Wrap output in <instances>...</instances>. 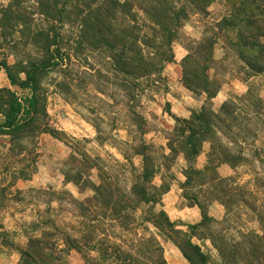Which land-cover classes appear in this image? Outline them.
Here are the masks:
<instances>
[{
  "label": "rangeland",
  "instance_id": "374dc122",
  "mask_svg": "<svg viewBox=\"0 0 264 264\" xmlns=\"http://www.w3.org/2000/svg\"><path fill=\"white\" fill-rule=\"evenodd\" d=\"M247 5L254 9L253 19L264 22V0H213L205 7L191 0H58L60 13L54 15L46 11L43 0H0V64L7 62L12 73L25 80L22 66L29 68L31 61L41 65L52 56L49 66L37 72L36 109L23 101L33 95V88L12 86L6 71L0 70V90L10 87L23 102L20 116L35 119L31 125L48 127L18 139L0 133V264H22L29 238L42 235L43 230L54 231L61 242L83 236L85 219L76 202L94 194L87 179L96 183L100 177L108 179L125 191L147 167L160 193L173 184L182 187L187 172L191 181L183 190L177 189V207L193 205L195 196L203 203L218 201L217 196L227 201L229 194H208L213 184L206 168L222 164L218 163L219 144L238 161L235 173L226 177L236 201L225 207L223 219L204 220L195 228L179 221L174 227L149 222L147 232L142 217L149 215V209L160 211L161 200L133 211L138 226L131 231L100 228L97 235L136 242L151 233L162 242L164 256L167 243L174 242L167 235L185 241L195 232L209 235L217 244L222 239L228 244L248 241L254 231L264 235L258 219L259 213L264 216V35L247 18L230 16L235 7ZM78 8L83 10L80 16ZM101 8L115 14L108 21L117 32L108 38L113 41L116 36L117 44L130 47L127 55L153 62L159 70L126 75L115 68L113 54L120 53L101 42L93 25L83 26L81 21ZM225 17L237 26L223 28ZM203 67L209 68L205 71L212 80L210 87L218 91L212 98L201 86H186L185 69L202 72ZM193 76L189 73L188 79ZM240 89L245 91L242 95L235 92ZM221 92L229 99L217 106L213 98ZM203 107L223 111L226 120L220 126L225 134L216 131V140L205 141L202 152L191 157L182 150L186 140L180 130L182 119H190ZM4 120L0 112V122ZM212 144L216 156L210 155ZM78 171L80 184L68 178L78 176ZM62 247L64 251L56 252L59 261L87 264L83 253ZM217 252L205 247L209 264H218L217 256L210 259ZM238 260L234 263H247Z\"/></svg>",
  "mask_w": 264,
  "mask_h": 264
},
{
  "label": "trees",
  "instance_id": "16d2710c",
  "mask_svg": "<svg viewBox=\"0 0 264 264\" xmlns=\"http://www.w3.org/2000/svg\"><path fill=\"white\" fill-rule=\"evenodd\" d=\"M48 1L49 0H43L46 11L51 15L60 13L59 9H57L58 0H52L53 2L50 3ZM191 1L198 7H205L206 4H209L213 0ZM82 11V9L78 8L76 11L77 15L80 16ZM253 14V7H248L247 5L241 8L235 7V10L231 11L230 16H233L236 20H240L241 17L247 18L248 23L255 28V30H257L258 34L264 35V27L262 25L264 22H262V20H258L260 23H257L256 20L253 19ZM114 15L113 11L103 10L101 8V10L98 9V12L94 13L92 16L83 17L81 21L83 26L86 25L88 27L93 25L97 35L101 38V42H104L106 46L112 48L113 50L116 48L120 53L119 56L113 54L115 68H117L119 72L126 75H143L159 70L153 62L145 61L138 55H127V47H130L127 44L125 45L123 42L117 44L116 36L113 37V41L108 38L109 35H115L117 32L114 30L115 25L108 21ZM90 19L94 21V24L90 22ZM223 25V28L237 26L232 19L226 17L223 19ZM247 30L248 31L246 32L249 34V29ZM239 32L242 33V30ZM238 37L239 40H241V38L243 39V36L240 38L239 33ZM85 38H87L86 35ZM91 38L94 39V37ZM51 59L52 56L42 62L41 65L31 61L29 68L22 66L20 72H24L26 74L25 80L19 79L15 76L7 62L0 64V70L3 69L6 71L7 77L12 86L19 85L23 88H33V95L23 99L25 103H28L31 109L38 108V100L35 95V91L38 86L37 72L39 68H47L49 63H51ZM191 59L194 62L197 60L192 56ZM189 60L190 54L186 56L185 63H189ZM205 60H209V57H206ZM205 68L203 67L202 72L196 70L191 71L188 68H184V79L185 77L187 78L185 80L187 87L193 89L196 86H201V91L206 93L209 98H212L218 91L217 89L213 90L210 87L212 80H210L207 71H205L209 68ZM189 73H193L194 75L192 80L188 79ZM225 106L226 104H223L221 109L224 110ZM23 109V102H21L16 96L14 90H11L10 87H3L0 90V112L5 115V120L0 122V133L7 132L18 139L24 136L25 133L35 129L37 130L38 128L42 131L47 130L48 127L42 128L40 125H38V127L37 125H31L35 122V119L31 118L24 120L20 116ZM222 113L223 111L221 114ZM221 114L220 112H215L212 109L208 111L205 107H203L199 112L194 113L190 119H182L185 123L181 126L180 130L186 138L182 144L183 152L187 155L189 154L191 157H197L202 152L203 143L205 141L216 140V131L217 133L225 134L220 125H223L226 119ZM195 120H199L200 123L195 125ZM215 121H219V125ZM187 129L189 130L188 134H186ZM218 148L222 156L221 158H218V163L225 162L230 164L232 167H236L238 165L237 159L235 157H231L227 147L223 144H219ZM217 153L216 147L212 144L210 155L216 156L218 155ZM210 160H212V158H209V161ZM216 167L217 165H214L211 168H206L208 173L210 172L209 180L208 178L207 180L213 184L208 194L215 195L218 192L223 194V196L229 194L226 199L227 201L222 200V197L220 198L219 196L215 198V200L224 204L225 207H228V204H233L236 201V198L233 197V192H231L228 188V181L230 179L221 177L217 173ZM199 172H201V170H199ZM77 174L78 176H69L68 178H70L69 180L80 184L81 171H78ZM185 175L187 180L183 184L184 187H186L191 181L190 174L185 172ZM100 179L99 183L87 179L86 183H88L94 191V194L92 197L76 202L78 208L81 209V215L85 219L83 225L85 228V234L80 238L70 236L62 239L61 242L56 238L54 231L49 232L43 230L42 235H35L29 238L22 253V264H68L67 262H63L61 260L59 261V257L56 254L58 251L65 250L63 249L62 244L83 253L87 264H168L164 256V246L162 242L151 233H149L150 235L141 236L136 240V242H133L126 241L127 239H122V237L117 238L116 241H111L108 237H99L97 232L100 231V228L104 231H111L113 227H118L124 232H128L133 228H136L138 224L135 223L136 218L133 215V211L143 205L150 206L152 204L153 206L155 203H160L162 195L169 190V187L162 190L160 193H157L155 189L158 187L153 183V174L149 172L147 167H145L143 171L136 176L130 190L121 191L118 187H114L112 181L101 177ZM194 200L195 201L192 204H197L203 215L201 222L196 225H192L194 228L202 225L204 220L212 222L216 221L215 218L208 215L207 207L211 201L203 203L199 201L196 196L194 197ZM99 215H102L104 218H108L110 223L106 224L105 221L99 217ZM142 218L145 222L144 229L147 232L150 231V228L147 225L149 222L158 227L163 225H167V227H174V222L171 221L168 214L163 209L158 212H154L149 209V215L143 216ZM258 219L261 221V226L264 229V216L261 213L258 214ZM101 223L105 226H102ZM36 228L37 227H34L33 230H36ZM178 230L180 229L175 231L177 233L182 232L181 230ZM251 234L253 238L248 239V241L244 240L243 242L228 244V242L222 239L220 244H217V242H213V244L228 264H236L234 262H237L238 259L246 261V264H264V235L259 236L257 232L255 233V231L251 232ZM167 237L176 243L184 256L189 260V264H209L208 255L202 251L198 244L192 241L191 237H188L185 241H180L178 238L175 240L171 237V235H167ZM91 252H93V255H90ZM232 259H235L234 262H232Z\"/></svg>",
  "mask_w": 264,
  "mask_h": 264
},
{
  "label": "crops",
  "instance_id": "0c3cea01",
  "mask_svg": "<svg viewBox=\"0 0 264 264\" xmlns=\"http://www.w3.org/2000/svg\"><path fill=\"white\" fill-rule=\"evenodd\" d=\"M8 85L9 83L7 84V86ZM241 90L242 89H240V91L236 90L235 92L238 95H242V93L245 91H241ZM228 99H229V96L224 95L223 92H221V95L219 94L215 98H213L217 106H219L220 104H222L224 101ZM207 150L204 152H207ZM217 170L222 177H228L232 173H235V168H233L231 165L225 162L220 164L217 167ZM186 180H187V177L185 176V174H183V178L181 179V181L183 182L182 184H184ZM177 189L183 190L184 186L182 187L180 186V188H178L177 184L171 185L169 190L163 195V198H162L163 208L162 209L166 211L169 218L173 222L177 223L179 221L180 223H183V225L186 224L184 225L185 227H187L188 225L198 224L199 222H201L202 216H203L200 207L197 204H193V205L187 204L184 206L177 207V200H178L177 199L178 198ZM207 211H208V215L215 218L216 221L221 220L226 216V208L224 204L218 201L210 202L208 204ZM192 241L198 244L201 247L203 252L205 251V247H211L214 249L215 252H217V248L214 246L213 240L209 235L199 236L194 232L192 234ZM202 242H204L205 246L202 244ZM165 249H166L165 258L168 264H189L190 263L189 260L184 256L180 248L174 244V242H168ZM210 252L212 253V251ZM214 256H217V258L219 259L218 264H226L223 261H221V257L218 252L215 254L213 253V255L210 256V259H213V260L216 259V257L214 258Z\"/></svg>",
  "mask_w": 264,
  "mask_h": 264
}]
</instances>
